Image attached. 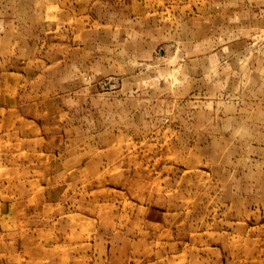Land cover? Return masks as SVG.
Segmentation results:
<instances>
[{"label":"rangeland","instance_id":"1","mask_svg":"<svg viewBox=\"0 0 264 264\" xmlns=\"http://www.w3.org/2000/svg\"><path fill=\"white\" fill-rule=\"evenodd\" d=\"M0 264H264V0H0Z\"/></svg>","mask_w":264,"mask_h":264},{"label":"bare ground","instance_id":"2","mask_svg":"<svg viewBox=\"0 0 264 264\" xmlns=\"http://www.w3.org/2000/svg\"><path fill=\"white\" fill-rule=\"evenodd\" d=\"M127 90V89H126ZM124 91V90H123Z\"/></svg>","mask_w":264,"mask_h":264}]
</instances>
